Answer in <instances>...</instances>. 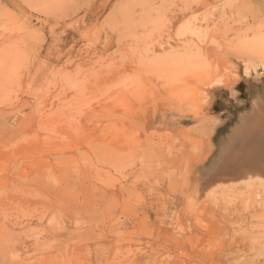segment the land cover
<instances>
[{
    "label": "rangeland",
    "instance_id": "rangeland-1",
    "mask_svg": "<svg viewBox=\"0 0 264 264\" xmlns=\"http://www.w3.org/2000/svg\"><path fill=\"white\" fill-rule=\"evenodd\" d=\"M262 101L264 0H0V264H264Z\"/></svg>",
    "mask_w": 264,
    "mask_h": 264
},
{
    "label": "bare ground",
    "instance_id": "bare-ground-1",
    "mask_svg": "<svg viewBox=\"0 0 264 264\" xmlns=\"http://www.w3.org/2000/svg\"><path fill=\"white\" fill-rule=\"evenodd\" d=\"M254 115L251 118H247L241 122L240 127L236 130L233 138L229 141L221 151V160L215 164L211 169L214 172L208 177L201 189H206L214 181L221 178L218 176L220 169L227 165V163L234 158L237 151L244 146L247 142L256 140L260 137L264 138V102H260L257 108H255ZM232 156V157H231ZM231 157V159H230ZM224 169V168H223ZM217 175V176H216ZM202 176V175H201ZM207 176V175H206Z\"/></svg>",
    "mask_w": 264,
    "mask_h": 264
}]
</instances>
